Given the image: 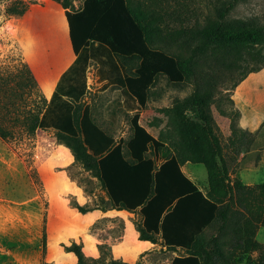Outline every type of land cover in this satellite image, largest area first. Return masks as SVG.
Listing matches in <instances>:
<instances>
[{"label": "rangeland", "instance_id": "374dc122", "mask_svg": "<svg viewBox=\"0 0 264 264\" xmlns=\"http://www.w3.org/2000/svg\"><path fill=\"white\" fill-rule=\"evenodd\" d=\"M35 1L0 0V26L14 20L20 10ZM58 1L64 4L63 0ZM229 1L127 0L153 46L185 55L194 41L189 30L217 18L216 12ZM82 3L83 0H68L67 8L78 10ZM225 17L226 26L231 29L264 24V0H239ZM8 27L11 29L10 25ZM9 43L10 40L0 34V133L6 134L5 137L0 134V264H52L44 259L42 234L52 240L60 229L45 228L40 198L27 202L26 198L33 192L30 183L5 172L9 163L22 166L31 158L32 139L26 133L28 117L45 103L37 84L33 83L23 54ZM215 47L212 52L194 55V75L182 82L173 83L165 75H157L147 90L145 107L138 111V121L152 126L156 137L167 142L182 166L186 160L189 161L188 166L193 172L191 179L198 185L201 180H206L209 185L207 192L218 202L217 215L199 240L221 260L224 257L235 264H257L264 259V163L254 170L252 168L261 163L264 123L254 132L246 130L242 140L236 141L230 121L232 119L240 127V111L234 105L231 89L249 73L264 69V38L219 42ZM231 57L236 62L228 66L226 61ZM138 62L134 56L121 57V63L129 73L134 71ZM90 63L97 68L95 60L88 61L82 102L89 107L95 123L116 140L124 141L123 150L128 155L125 142L132 131L130 119L134 111L119 108L115 111L114 120L109 117L106 105L117 86L109 85L102 89L96 68L94 71ZM194 89L209 97L211 123L221 145L222 161L190 108L188 97ZM257 111L261 113L260 101ZM256 116L258 118L252 112L251 122L257 120ZM223 166L229 180L222 174ZM84 181L87 189L103 197L97 180L86 174ZM72 202L79 208L74 200ZM90 206V203L85 205L86 208ZM224 208L227 210L226 222L221 229L220 211ZM131 219L137 226L139 213H131ZM140 248L141 243L129 242V254L137 253ZM185 252V249L168 248L158 241L151 251H145L138 258L125 261V264L170 262L174 256ZM101 254L106 260L113 258L107 246L101 249Z\"/></svg>", "mask_w": 264, "mask_h": 264}, {"label": "trees", "instance_id": "16d2710c", "mask_svg": "<svg viewBox=\"0 0 264 264\" xmlns=\"http://www.w3.org/2000/svg\"><path fill=\"white\" fill-rule=\"evenodd\" d=\"M237 1L230 0L211 22L189 30L194 41L187 55L153 46L127 0H83L78 10L68 9V0H63L65 5L62 3L67 8L69 39L76 57L61 74L50 98L44 99L42 108L29 115L28 130L53 129L57 139L71 148L74 160L96 177L113 206L137 211L139 239L160 241L168 248L186 250L170 262L158 264H235L229 258L221 260L214 256L199 240L204 229L214 221L218 202L184 173L170 147L139 123L138 111L145 107L147 90L157 75L163 74L173 83L182 82L194 75L195 54L212 52L219 42L264 38L262 23L238 29L226 26L225 16ZM26 8L20 10L18 16ZM127 55L139 59L132 73L121 63V57ZM91 59L97 64L96 75L103 82L101 88L117 86L106 105L109 117L114 120L119 108L134 111L130 119L132 131L125 142L128 155L123 150L124 141L116 140L95 123L89 107L82 102L86 92L85 71ZM234 62L231 57L226 65ZM30 75L36 83L32 73ZM188 102L222 161L221 145L211 123L209 97L194 89ZM230 129L236 141L242 140L247 132L232 119ZM0 134L6 136L4 132ZM262 159L264 161V150ZM222 174L229 180L224 166ZM226 214L225 208L220 211L221 229ZM42 239L44 244V235ZM66 249L77 256L75 264H125L118 259L106 260L102 254L97 258L88 257L76 242ZM218 251L222 256L221 248L218 247ZM257 264H264V259Z\"/></svg>", "mask_w": 264, "mask_h": 264}, {"label": "crops", "instance_id": "0c3cea01", "mask_svg": "<svg viewBox=\"0 0 264 264\" xmlns=\"http://www.w3.org/2000/svg\"><path fill=\"white\" fill-rule=\"evenodd\" d=\"M66 9L58 0H36L20 16L0 26V34H4L7 41L10 40L9 44H13L23 54L25 63L46 101L54 91L61 74L76 57L69 39ZM91 64L93 63L89 65ZM93 66L95 71V64ZM231 90L234 105L240 111V127L251 132L256 131L264 123V69L249 73ZM259 101L260 114L257 111ZM252 112L258 115L255 122L250 120ZM142 114L143 111L140 112ZM140 124L156 137L150 124ZM26 133L32 139L31 158L24 161L22 166L9 163L5 172L30 183L33 192L26 198L27 202L40 198L43 203L45 228L60 229L52 240L42 234L45 239L46 262L75 264L77 256L66 249L72 242L80 244L83 253L93 258L99 257L101 249L107 246L114 259L124 262L153 249L155 242L138 237L137 226L131 219V213L135 211L113 206L101 187L102 198L95 191L86 188V174L93 180H97L96 177L74 160L71 148L57 139L53 129L36 127L29 132L27 126ZM173 154L179 162L177 154ZM188 162L186 160L183 166L180 162L179 164L191 178L193 172ZM260 162L252 170L264 163L262 155ZM196 185L204 193L209 188L206 180H201L200 185ZM73 200L84 209L73 204ZM89 203L92 206L86 208L85 205ZM131 240L141 243V248L133 255L128 251Z\"/></svg>", "mask_w": 264, "mask_h": 264}]
</instances>
